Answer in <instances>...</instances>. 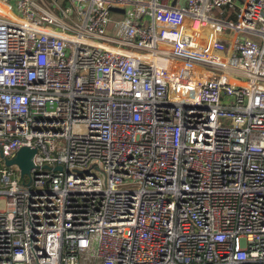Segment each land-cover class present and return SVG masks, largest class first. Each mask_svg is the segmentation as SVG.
I'll use <instances>...</instances> for the list:
<instances>
[{
	"label": "built area",
	"instance_id": "2783aa9c",
	"mask_svg": "<svg viewBox=\"0 0 264 264\" xmlns=\"http://www.w3.org/2000/svg\"><path fill=\"white\" fill-rule=\"evenodd\" d=\"M0 264H264V0H0Z\"/></svg>",
	"mask_w": 264,
	"mask_h": 264
},
{
	"label": "water",
	"instance_id": "95a60500",
	"mask_svg": "<svg viewBox=\"0 0 264 264\" xmlns=\"http://www.w3.org/2000/svg\"><path fill=\"white\" fill-rule=\"evenodd\" d=\"M186 0H183L181 5L185 4ZM114 11V10H113ZM35 154L34 149L30 148H22L16 155V157L12 160H9L7 162V166L11 165H18L24 175H27L30 173V170L33 168V162L32 158ZM58 170H61V167L57 168Z\"/></svg>",
	"mask_w": 264,
	"mask_h": 264
},
{
	"label": "crops",
	"instance_id": "0c3cea01",
	"mask_svg": "<svg viewBox=\"0 0 264 264\" xmlns=\"http://www.w3.org/2000/svg\"><path fill=\"white\" fill-rule=\"evenodd\" d=\"M183 2V0H166V3L170 6H177L180 5Z\"/></svg>",
	"mask_w": 264,
	"mask_h": 264
},
{
	"label": "rangeland",
	"instance_id": "374dc122",
	"mask_svg": "<svg viewBox=\"0 0 264 264\" xmlns=\"http://www.w3.org/2000/svg\"><path fill=\"white\" fill-rule=\"evenodd\" d=\"M230 12H232V13H235V11H230ZM219 10H216L212 15H214V16H219Z\"/></svg>",
	"mask_w": 264,
	"mask_h": 264
},
{
	"label": "trees",
	"instance_id": "16d2710c",
	"mask_svg": "<svg viewBox=\"0 0 264 264\" xmlns=\"http://www.w3.org/2000/svg\"><path fill=\"white\" fill-rule=\"evenodd\" d=\"M230 19L236 20V17L235 16H230Z\"/></svg>",
	"mask_w": 264,
	"mask_h": 264
}]
</instances>
